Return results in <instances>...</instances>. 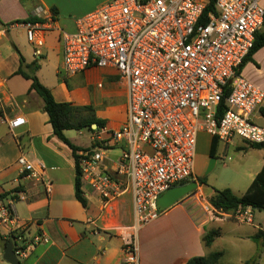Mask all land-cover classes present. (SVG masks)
<instances>
[{"label":"built area","instance_id":"obj_1","mask_svg":"<svg viewBox=\"0 0 264 264\" xmlns=\"http://www.w3.org/2000/svg\"><path fill=\"white\" fill-rule=\"evenodd\" d=\"M209 4L210 0H114L80 18L75 32L60 36L61 73L66 78L110 68L127 88L125 124L115 131L96 130L92 147L76 154L82 184L100 197L104 209L132 195L134 221L122 235L126 264H140L138 233L163 214L160 198L196 181L201 133L225 144L236 137L251 146L264 144V127L254 122L264 106V89L240 72L264 27L262 0H216L206 15ZM35 17L42 21L22 26L40 59L53 19L43 8ZM25 124L21 116L8 122L12 131ZM114 148L119 154L111 159ZM18 163L28 178L43 179V162L23 155ZM210 208L240 224L254 222L252 207L233 213ZM0 236L12 240L20 260L31 246L51 242L44 233L25 239L13 204L2 200Z\"/></svg>","mask_w":264,"mask_h":264},{"label":"crops","instance_id":"obj_2","mask_svg":"<svg viewBox=\"0 0 264 264\" xmlns=\"http://www.w3.org/2000/svg\"><path fill=\"white\" fill-rule=\"evenodd\" d=\"M107 2L110 0H99L92 8ZM57 6V1L51 0H0V195L10 194L5 203L13 204L25 239L44 233L51 240L48 244L31 246L28 256L21 260L23 264H126L122 235L134 221L132 195L127 193L104 209L100 197L82 184L87 206L77 200L76 157L54 135L42 98L30 91L31 81L16 75L21 66L20 56L26 64L37 61L40 65L37 77L58 103L93 106L96 116L106 121V131H115L125 124L128 94L116 70L91 69L69 78L61 73L60 36L62 32H75L76 24L60 20ZM44 7L53 21L51 29L45 33L39 60L35 58L34 46L31 49L24 42L27 35L23 23L16 22L35 17L37 10ZM52 9L57 10V15ZM248 65L258 67L257 86L263 88L264 48L254 54L253 62ZM262 110L264 106L254 119L259 115L264 121ZM19 116L26 124L10 130L8 122ZM211 142L212 138L206 154L209 159ZM73 145L80 150L87 149ZM261 151L264 154V150ZM118 154L116 148L109 151L111 159H116ZM23 155L29 161L46 165L42 180H32L23 172L18 163ZM261 162L252 172L251 183L264 167V159ZM113 164V161L107 163L111 173L115 168ZM199 188L201 192L192 193L164 210L158 220L138 233L140 264H186L194 257L216 252L213 247L217 240L212 246H206L204 236L213 230L221 232L218 221L228 217L215 218L217 215ZM243 226L250 229L236 233V240L252 243L258 254L260 250L253 238L260 229L264 230V223L254 221L252 225ZM5 248L0 236V264H9L3 259Z\"/></svg>","mask_w":264,"mask_h":264},{"label":"rangeland","instance_id":"obj_3","mask_svg":"<svg viewBox=\"0 0 264 264\" xmlns=\"http://www.w3.org/2000/svg\"><path fill=\"white\" fill-rule=\"evenodd\" d=\"M51 1H57L59 10L58 17L68 24H76L80 18L96 10L97 8L92 7L99 2V0ZM43 9L46 8L44 7ZM24 42L26 45L30 46L31 49L33 48V45L28 42L27 37H25ZM246 66L242 70V76L251 83L259 85V82L256 80V75L258 74L256 69L258 67L256 65H248L246 68ZM262 70L264 73V69ZM262 89H264V87ZM254 122L264 127V121L259 115L256 116ZM65 134L73 144L81 148H90L93 145L91 139L93 133L88 129H83L81 131L70 130L65 132ZM210 138L211 137L206 133H201L199 135L195 157L194 176L196 180L206 179V184L200 186L202 188V197L205 200H209L216 190L227 188L231 189L237 195L245 194L247 187L251 184L252 172L254 173L260 162L264 159L263 152L259 149L252 148L251 145L246 143L243 139L236 137L231 144H220L217 163L214 169L210 173H207L210 159L206 154L209 148ZM200 190L201 189L198 188L194 194L201 192ZM254 216L255 224L264 223V211H255ZM215 218L223 217L215 216ZM218 222L221 229V236L216 239L217 242L213 249L216 252L222 253L219 264H264V251H258V254H255V246L252 243L236 240V233L243 229H250L249 227H245L243 224L229 220L228 218ZM216 227V229H218V226ZM23 261L24 260H22V262Z\"/></svg>","mask_w":264,"mask_h":264},{"label":"trees","instance_id":"obj_4","mask_svg":"<svg viewBox=\"0 0 264 264\" xmlns=\"http://www.w3.org/2000/svg\"><path fill=\"white\" fill-rule=\"evenodd\" d=\"M215 1L210 0V4L206 10V15L213 11L215 8ZM54 15H57V10L52 9ZM26 21L37 22L42 21L37 17L29 18ZM25 21V22H26ZM24 23V22H16ZM264 48V27L257 33L256 42L250 55L246 58L243 65L240 68V72L249 63L253 62V56L260 49ZM21 66L16 75H20L25 79L31 81L30 91L36 92L44 102V112L48 114L50 124L53 127L54 135L64 142L74 153L75 157L80 148L74 146L66 137L65 132L70 130L81 131L88 129L92 133L96 130H101L106 127V121L99 119L96 116V111L93 106H75L71 103H58L50 89L44 86L39 78L37 72L40 69V65L37 61L31 64H26L25 59L20 56ZM264 116V110H262ZM96 125V129L93 126ZM221 142L217 138H212L210 148V158H216L218 160V149ZM252 148L264 150V144L252 145ZM200 186L206 184V179L196 180ZM190 182L184 183V185ZM76 198L82 203L83 206H87V201L81 190L82 182L78 168H76ZM10 194L0 195V200L4 201ZM210 205L216 210H222L225 213H233L238 208L252 207L253 211H264V167L255 177L250 187L242 196L236 195L231 189L216 190L214 195L209 199ZM221 236L220 230H213L204 236V242L206 246H212L215 240ZM14 239V237H12ZM258 246L259 252L264 249V230L260 229L253 238ZM5 246H7L12 240H4ZM222 258L221 252H213L205 257H194L187 261L186 264H219Z\"/></svg>","mask_w":264,"mask_h":264},{"label":"water","instance_id":"obj_5","mask_svg":"<svg viewBox=\"0 0 264 264\" xmlns=\"http://www.w3.org/2000/svg\"><path fill=\"white\" fill-rule=\"evenodd\" d=\"M93 127L95 128L96 125ZM216 163V158H210V164L207 173H210L214 169ZM199 187L200 185L197 181H192L189 184L172 188L160 198L159 206L165 210L169 209L188 195L194 193ZM3 259L9 264H23L15 253L13 242H10L6 246Z\"/></svg>","mask_w":264,"mask_h":264}]
</instances>
